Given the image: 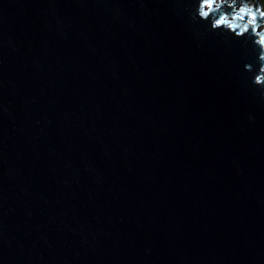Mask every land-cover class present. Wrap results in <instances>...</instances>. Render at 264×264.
<instances>
[{"label": "water", "instance_id": "obj_1", "mask_svg": "<svg viewBox=\"0 0 264 264\" xmlns=\"http://www.w3.org/2000/svg\"><path fill=\"white\" fill-rule=\"evenodd\" d=\"M245 6L0 0V264H264Z\"/></svg>", "mask_w": 264, "mask_h": 264}, {"label": "clouds", "instance_id": "obj_2", "mask_svg": "<svg viewBox=\"0 0 264 264\" xmlns=\"http://www.w3.org/2000/svg\"><path fill=\"white\" fill-rule=\"evenodd\" d=\"M243 12H244V14H246L250 17L248 22L245 24H242V25H230V26H232L233 28L242 27L244 32H246L248 30L249 25L252 26L254 33L260 37V39L258 41L260 48L262 50L260 59H261V61H264V34L256 32V29L260 27V25L256 23L257 15H259L261 19H264V10L258 9L257 11H252L249 6H245L243 9ZM201 15L207 16V13H201ZM239 18L242 20L243 16H241ZM234 19H236V17H234ZM221 23H228L227 18L222 17L220 20L214 22L212 25V28L215 29ZM239 35H243V32L239 33ZM255 83L258 86L264 87V67L261 68V74L255 78Z\"/></svg>", "mask_w": 264, "mask_h": 264}, {"label": "rangeland", "instance_id": "obj_3", "mask_svg": "<svg viewBox=\"0 0 264 264\" xmlns=\"http://www.w3.org/2000/svg\"><path fill=\"white\" fill-rule=\"evenodd\" d=\"M248 1L254 3V4H256V5H258V6L262 7V8H264V0H248Z\"/></svg>", "mask_w": 264, "mask_h": 264}, {"label": "snow or ice", "instance_id": "obj_4", "mask_svg": "<svg viewBox=\"0 0 264 264\" xmlns=\"http://www.w3.org/2000/svg\"><path fill=\"white\" fill-rule=\"evenodd\" d=\"M208 7H211V4H209Z\"/></svg>", "mask_w": 264, "mask_h": 264}]
</instances>
